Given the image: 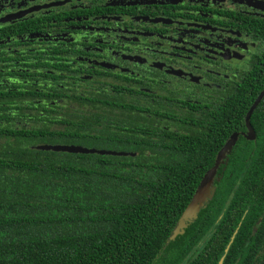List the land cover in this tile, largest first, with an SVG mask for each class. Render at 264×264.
Instances as JSON below:
<instances>
[{"label":"trees","instance_id":"1","mask_svg":"<svg viewBox=\"0 0 264 264\" xmlns=\"http://www.w3.org/2000/svg\"><path fill=\"white\" fill-rule=\"evenodd\" d=\"M68 80L60 81L67 89L46 82L40 91L31 82L2 84L0 264H241L255 247V235L247 238L256 222H245L250 213L227 222L223 209L232 193L230 203L245 195L244 208L255 206L248 188L258 162L231 163L233 175L225 171L216 183L214 204L201 206L170 239L212 165L207 147L197 144L203 139L162 136V108L141 112L149 100L128 98L123 85ZM40 144L129 154L36 149Z\"/></svg>","mask_w":264,"mask_h":264},{"label":"flooded vegetation","instance_id":"2","mask_svg":"<svg viewBox=\"0 0 264 264\" xmlns=\"http://www.w3.org/2000/svg\"><path fill=\"white\" fill-rule=\"evenodd\" d=\"M68 77L123 85L128 98L157 104L141 112L162 108V136L202 138L213 169L203 205L214 204L231 163L258 162L255 206L244 208L245 195L230 203L232 193L223 211L227 222L250 213L256 244L240 263L264 264V0H0V92L16 81L67 89Z\"/></svg>","mask_w":264,"mask_h":264},{"label":"water","instance_id":"3","mask_svg":"<svg viewBox=\"0 0 264 264\" xmlns=\"http://www.w3.org/2000/svg\"><path fill=\"white\" fill-rule=\"evenodd\" d=\"M259 98L254 102L252 107L250 108L249 112L247 113V123L249 124V116L253 110V108L257 105ZM233 140L228 142L227 145L221 150L220 157L223 156L224 152L230 147ZM38 150H49V151H62V152H70V153H83V154H108V155H128L129 153L126 152H117V151H110V150H101L95 148H87L80 145H72V144H40L36 146ZM130 155H134L131 153ZM218 162H216V165ZM213 169L206 172V174L202 177L200 183L197 186L195 193L192 196L189 204L185 208L178 224L176 225L174 231L172 232L170 239H173L178 233L183 231V228L186 226V221H191L194 219L200 209L203 206V203L207 201L208 198V187L209 183L212 179ZM222 263V258L219 260L217 264Z\"/></svg>","mask_w":264,"mask_h":264}]
</instances>
